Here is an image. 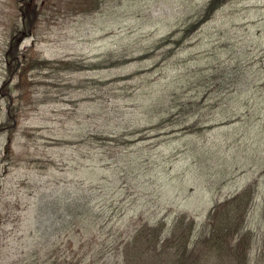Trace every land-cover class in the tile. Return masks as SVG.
<instances>
[{"label":"rangeland","instance_id":"obj_1","mask_svg":"<svg viewBox=\"0 0 264 264\" xmlns=\"http://www.w3.org/2000/svg\"><path fill=\"white\" fill-rule=\"evenodd\" d=\"M55 1L40 0L22 46L84 67L33 68L9 100L3 53L17 11L0 0V122L18 115L10 140L0 131V264H141L151 250L126 245L138 226L162 219L159 243L176 216L198 227L253 180L246 264H264V0H225L164 44L205 0H100L88 12ZM103 58L112 65L86 66ZM193 264L236 261L202 245Z\"/></svg>","mask_w":264,"mask_h":264},{"label":"trees","instance_id":"obj_2","mask_svg":"<svg viewBox=\"0 0 264 264\" xmlns=\"http://www.w3.org/2000/svg\"><path fill=\"white\" fill-rule=\"evenodd\" d=\"M47 7H53L55 0H46ZM225 0H208L202 12L195 19L181 29L182 34L177 38H172L175 32H170L161 39L159 44L167 42H182L202 23L209 20L215 10L224 3ZM83 5L79 7L80 11L88 12L97 9L100 0H94L92 4H88L82 0ZM52 4V5H50ZM14 8L17 11L16 25L11 29L9 26V35L4 48V65L7 72L6 81L3 83L2 91L12 100V90L21 93L24 85V79L28 72L33 68L62 70V69H81L84 64L76 60L61 59L50 60L35 56L31 53L29 46L19 47L23 37L34 33V28L40 20L43 8L40 0H15ZM177 45V44H176ZM172 47L167 48L163 52H172ZM109 58H103L93 62H88V68L104 67L108 64ZM17 113L14 114L9 108L6 118L0 122V131L4 127L9 131L8 139L12 137L15 130L14 124L17 121ZM167 119H161L158 123L151 126L159 129L165 126ZM200 127L195 123L187 126L188 131L199 130ZM106 137V136H105ZM108 140H116L107 138ZM130 143V142H129ZM257 190V182L249 183L242 191L216 202L207 212L205 220L198 225L193 218L181 214L175 217L173 224L166 229L164 237L155 242V237L161 234L164 223L159 219L155 224H142L135 229L133 236L127 241V247L139 245L140 248L150 249L151 253L149 261L145 262L139 259L141 264H193L199 255L200 246H205L209 250H220L221 252H229L234 256L236 264L247 263L248 246L246 245V237L252 238V232L245 230L246 217L252 207L254 194ZM120 243V242H119ZM117 244V247L119 245ZM173 247V250L170 248ZM99 253V252H98ZM86 256V255H85ZM104 255L91 252L89 259L94 262L98 261ZM171 256V258H168ZM86 257L80 258L78 261H85ZM130 263L135 264V257H130Z\"/></svg>","mask_w":264,"mask_h":264}]
</instances>
